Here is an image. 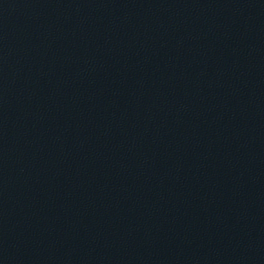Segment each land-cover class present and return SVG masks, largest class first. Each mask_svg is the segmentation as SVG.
I'll use <instances>...</instances> for the list:
<instances>
[{
    "label": "water",
    "instance_id": "1",
    "mask_svg": "<svg viewBox=\"0 0 264 264\" xmlns=\"http://www.w3.org/2000/svg\"><path fill=\"white\" fill-rule=\"evenodd\" d=\"M0 264H166L76 0H0Z\"/></svg>",
    "mask_w": 264,
    "mask_h": 264
}]
</instances>
